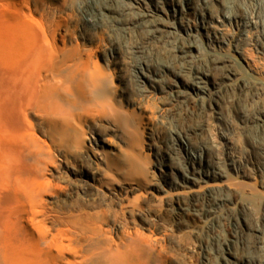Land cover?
Segmentation results:
<instances>
[{"label":"rangeland","instance_id":"1","mask_svg":"<svg viewBox=\"0 0 264 264\" xmlns=\"http://www.w3.org/2000/svg\"><path fill=\"white\" fill-rule=\"evenodd\" d=\"M201 1L194 0L200 4ZM244 3L247 6L248 2ZM99 4L94 0H0V60L12 48L13 40L25 37L26 22L43 26L46 32L39 35L43 39L66 43L76 51L94 56L108 72L114 99L122 109L119 121L105 117L90 120L86 124L83 148L74 147L65 152L53 147L43 172L47 178L44 192L32 186L22 190L16 200L10 199L4 188L6 184L0 182V264H5L9 222L13 219L21 226L18 208L24 202L27 207L30 200L37 202V219L46 224L50 234H56L62 227L71 228L68 236L63 237L68 245L61 253V264H70L78 258L84 234L76 226L65 223L82 215L95 220L112 243L123 245L131 237L142 240L147 249L141 260L146 264H213L212 249L205 251L201 246L215 250L224 237L232 236L233 226L229 222L233 213L242 215L248 226L264 225V125L243 130L235 110L238 107L249 116L264 114V54L255 47L249 49L258 72L255 79L246 66L235 60L224 67L221 63L214 66L206 55L194 60L192 65L209 68L218 79L229 70L243 74V81L222 85L223 115L219 120L211 109L200 110V102L192 90L180 77H175L173 69H189L187 65L183 67L174 49L150 38L145 31L126 30L125 24L135 14L125 10L119 1L114 2L116 11L124 10L119 19L95 20L92 13ZM136 45L147 48L154 66L170 65L161 67L164 76L157 89L140 86L135 79L132 49ZM195 50L193 47L192 52ZM171 81L187 94L179 98L172 96ZM243 83H246L244 89ZM32 117L38 120L35 115ZM207 123L212 126L206 134L198 133V141L214 144L212 154L224 166L233 159L234 167L254 171L257 178H246L227 165L232 183L228 194L240 205H234L232 212L222 210L218 220L204 223L209 197L202 194L198 206L191 204L187 194L178 193L179 184L163 172L169 169L168 164L175 163L169 155L176 159L179 156L174 146V131L199 130ZM220 127L226 137L221 135ZM33 176L32 181L37 175ZM21 223L36 231L31 220L22 219ZM16 243L19 245V238ZM232 245L239 256L255 254L254 238L247 233L239 234ZM205 253L208 259L204 258Z\"/></svg>","mask_w":264,"mask_h":264},{"label":"bare ground","instance_id":"2","mask_svg":"<svg viewBox=\"0 0 264 264\" xmlns=\"http://www.w3.org/2000/svg\"><path fill=\"white\" fill-rule=\"evenodd\" d=\"M94 1L101 3L92 13L95 20L100 22L108 18L113 22L119 19L124 12L116 11L114 2L119 1L125 10L135 14V18L125 24L126 30L145 31L150 38L174 49L183 67L187 65L189 69H173L175 77H180L179 80L192 90L200 102V110L211 109L219 120L223 115L222 85L243 81V74L229 70L218 79L209 68L192 65L194 60L206 55L214 66L221 63V67L235 60L246 66L252 78L258 75L249 49L255 47L264 54V0H202L201 4L194 0ZM244 2H248L247 6ZM23 28L25 37L13 40L12 48L0 60V182L6 184V195L15 200L22 190L32 186L44 192L47 178L43 172L54 146L65 152L74 147L83 148L86 124L90 120L105 117L116 122L122 118L108 72L90 52L76 51L66 43L61 45L56 40L43 39L39 36L46 32L43 26L26 22ZM193 47H196L195 52H192ZM132 50L135 79L140 86L157 89L164 76L161 67L170 65L154 66L144 46L136 45ZM174 81L170 82L171 95L179 98L187 94ZM243 84L244 89L246 83ZM235 110L243 130L264 125V114L249 116L241 113L238 107ZM211 126L207 123L199 130L176 129L173 141L179 156L176 159L169 155L175 163L168 164L169 169L163 172L179 184L178 193L187 194L191 204L198 206L202 194L209 197L210 207L208 216H203L204 223L218 220L222 210L232 212L234 205L239 204L228 194L232 183L227 165H232L246 178H257L254 171L234 167L233 159L224 166L212 154L214 144L198 141V135L209 132ZM220 133L226 137L222 128ZM33 174L37 177L32 181ZM27 203V207L24 202L18 208L21 226L18 227V221L16 224L13 219L9 222L5 264H61V253L68 245L63 237L68 236L71 228L62 227L56 234H50L46 224L37 219V202ZM180 207L184 209V205ZM79 217L64 222L67 226H76L84 234L78 258L70 264H146L141 260L147 249L142 240L131 237L123 245L112 243L95 220ZM22 219L31 220L36 231L23 225ZM229 223L233 226L232 236L224 237L219 248L201 246L205 251L212 249L213 264H264V225L248 226L246 219L235 213ZM244 233L254 238L253 255L239 256L232 245L235 238ZM204 258H209L207 253Z\"/></svg>","mask_w":264,"mask_h":264}]
</instances>
